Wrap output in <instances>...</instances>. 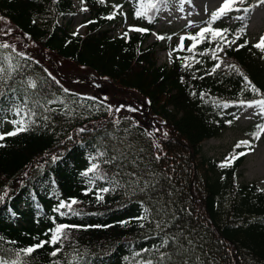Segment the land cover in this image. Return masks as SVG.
I'll return each instance as SVG.
<instances>
[{
  "label": "trees",
  "instance_id": "obj_1",
  "mask_svg": "<svg viewBox=\"0 0 264 264\" xmlns=\"http://www.w3.org/2000/svg\"><path fill=\"white\" fill-rule=\"evenodd\" d=\"M128 1L132 17L139 20L134 16L133 0ZM84 2L91 14L85 22L84 36L74 35L70 27L59 24L74 13L69 0H0V17L43 50L92 70L118 89L140 95L148 102V116L153 120L149 124L151 129L168 123L175 138L161 139L166 148L160 154L151 136L146 134L148 131L127 115L116 116L109 111L106 100L64 92V87L49 76L43 64L30 57H16L11 48L0 49V57L11 54L13 63L18 60L21 65L12 80L0 85V91L6 93L0 98V121L21 118L11 110L14 104L36 112V123L30 131L0 140L3 145L0 146V196H4L0 201V237L3 238L0 248L22 249L48 240L50 233H45L55 226V218L56 223L81 227L70 230L62 253L52 257L53 248L45 244L31 256L23 257L26 264H53L56 260L66 264L76 254L83 257L84 264H137L142 258L158 255L146 252L136 256V253L158 245L160 239L154 224L134 218L143 214L144 206L152 207L159 202L167 206L164 217L169 222L167 231L180 236L185 247H189L185 238L193 241L186 254L188 264H264V189L239 183L240 168L247 155L228 168L219 166L225 158L214 160L203 155L205 141L235 126L237 110L226 116L227 106L238 107L241 100L251 102L262 98L246 90L243 77L230 66L239 68L264 93V53L253 47L248 32L251 9L260 0H246L244 8L249 11H243L244 19L233 18L235 27L227 26L222 19L213 25L229 29V39L237 34L240 39L217 53L223 63L212 74L209 73L219 61L211 58L209 50L215 44L207 41L198 43L189 52L187 48L193 42L187 39L184 50L174 51L177 46L173 47L170 65H159L157 46H147V42L157 17L168 5L161 6L151 23L141 18L147 19L148 32H126V37H114L111 27L118 22L120 14L106 19L115 11L114 5H109V0ZM206 21L201 24L203 27L207 26ZM196 33L189 32L187 36ZM245 41L247 46L237 51L238 45ZM29 79L37 82L36 89L28 87ZM11 88H15V93ZM36 100L43 107L36 106ZM48 100L57 102L47 104ZM43 116L49 119L44 120ZM13 128L12 124L8 132ZM81 128L86 131L80 132ZM121 150L127 159L121 158L115 164L103 163L112 155L119 156ZM100 151H106L108 156L92 161L90 157ZM241 151L248 150L236 149L237 153ZM157 153L167 159L163 166L157 165L154 158ZM193 155L198 157L204 173L197 170ZM53 156L58 159L53 161ZM93 162L100 163L109 176L119 170L120 175L115 179L124 185L105 194L102 202H97L92 193L84 194L89 187L88 177L81 173ZM174 165L183 169L180 170L185 175L183 182L179 179L173 182L162 173L164 167ZM133 171L138 175L143 173L144 179L149 178V172H155L159 183L145 195L127 186L125 173ZM195 175L201 184L199 194L192 186ZM95 184L97 188L113 186L102 180ZM168 196L181 199L171 202ZM70 198L82 201L74 205L81 215L59 216L55 207L60 200ZM121 221L130 223L121 224ZM0 255L12 258L3 252Z\"/></svg>",
  "mask_w": 264,
  "mask_h": 264
},
{
  "label": "rangeland",
  "instance_id": "obj_2",
  "mask_svg": "<svg viewBox=\"0 0 264 264\" xmlns=\"http://www.w3.org/2000/svg\"><path fill=\"white\" fill-rule=\"evenodd\" d=\"M69 1L72 4V10L74 13L61 19L59 24L66 25L70 27L73 32L84 36L85 22L91 14L85 5V2L82 3L81 0ZM117 3L122 4L123 7L121 12L127 14V19L121 15L119 21L111 27L112 36L120 37L126 32L141 33L130 31L129 29L130 26L144 28L142 27L145 25L144 21L137 23L133 20L130 14V6L126 0H109V5L113 6ZM221 4L222 0H191L190 3L183 4V11H181L180 0H169V9L160 15L158 23L152 30L147 42V46H157L156 56L159 65H170V50L172 49L173 44L176 46L180 44L179 36L185 32L184 28H187L188 31L200 30L201 22L207 20L210 17L211 12L216 10ZM244 4L245 3L237 4L236 7L240 8L241 11L229 13V16L234 17V15H238L237 17H241L240 12H242ZM206 8L207 11H205ZM82 9L87 10L82 11ZM251 12V21L248 28L249 40L252 44H256L261 37H264V3L254 7ZM189 22H191L192 26H189ZM222 22L232 28L236 25L234 19L225 18L222 19ZM82 25L83 27H81ZM0 29H12L10 35H4L3 32H0V43L7 42L10 45L15 46L16 52H22L25 56L33 58L43 64L48 73H51V76L55 77L64 88L88 98H100L101 100H106L111 106V112L116 116L120 114L127 115V117L134 123L136 122L148 132H152L154 134L151 136L153 144L156 151L160 154H163V152H165L164 149L166 148L164 144L162 145L161 139L164 141L166 139L173 140L175 138V133L171 130L168 123H165L166 125L164 127L156 126V129H160L159 132L155 131L156 129L154 127L151 129V125L149 124L153 123V120L148 116V102L137 93L131 94L128 90L118 89L111 83V81L98 77L92 70L77 66L73 61L63 59L48 49L43 50L40 46H37L35 43H31L29 39H26L11 22L0 20ZM157 34L171 37V39L160 40L157 38ZM185 45L186 41L183 42V46ZM121 106L124 107L121 108ZM117 108H120L121 110L116 111ZM129 108L137 109V111H129ZM234 111L235 108L229 106L226 108L225 113L226 115H229ZM256 112L257 109L255 108L240 106L235 126L226 130L219 137L205 141L203 143V155L206 158L222 160L233 152L234 146L238 141H251L254 150L247 154L244 164L240 168L239 183L241 185L255 184L259 188L264 189V135H262L259 140H255L251 135L257 130L256 126L258 124L264 125V116L257 115ZM160 124L162 125V121H160ZM11 127L12 123L9 120L0 121V133H7ZM165 131L167 132V137L163 135V132ZM156 143H159V148L156 147ZM170 146L173 145L171 144ZM175 157L178 160L179 157ZM193 159L195 165L197 164V170L204 173V169H202L198 157L193 155ZM166 163L167 159L165 157L163 158V155L161 156V159L157 161L158 166H163V164ZM178 164H181L180 160ZM181 169V167H176L175 165L171 167L166 166L162 170V173L167 176V179L172 180L173 182L176 179L183 182L185 175L182 173L183 171L180 172ZM203 175L205 176V174ZM192 186H195L196 192L199 194L201 184L199 183V180H196V175L192 178ZM175 197L173 198V196H171L169 198L170 201L172 202L173 199L174 201H177L180 196ZM195 204L198 206L196 202Z\"/></svg>",
  "mask_w": 264,
  "mask_h": 264
},
{
  "label": "snow or ice",
  "instance_id": "obj_3",
  "mask_svg": "<svg viewBox=\"0 0 264 264\" xmlns=\"http://www.w3.org/2000/svg\"><path fill=\"white\" fill-rule=\"evenodd\" d=\"M82 3H84V0H81ZM100 3H104L105 0H99ZM135 11L134 16L136 18H147L149 23L153 21L154 16L160 11L161 6H167L169 3V0H148L147 3H145V0H133ZM191 0H180V10L183 11V4L184 3H190ZM246 0H222V4L213 12H211L209 19L205 22L207 26L201 27L199 32L190 35V36H182L180 37V44L177 46V49L174 51H180L184 50L183 42L185 39L191 40L193 43L187 48V51L193 52V50L197 47L198 43H203L205 41L209 43H214L215 48L210 49L211 52V58L213 60L219 61L214 65V67L211 70L212 74L216 71V69L221 67V64L223 63L222 59L217 55L218 52H223L225 47H231L233 44H236L237 40L240 39V35L237 34L235 38L229 39V29L227 28H214L213 25L216 23V21L221 19H244V17H230L229 13L241 11L240 8L236 7L237 4H243ZM260 3H264V0H260ZM122 5H114L113 8L115 11L112 15L106 17V19H114L117 12H119L120 15L124 16L125 19H127V14L120 12L119 10L122 8ZM87 9H82V11H86ZM207 11V8L205 9ZM243 11L247 12L249 11L248 8H244ZM151 13V14H149ZM3 17H0V20H3ZM35 23V21H33ZM89 23H93V21H89ZM189 26H192L191 22H189ZM83 27V25L81 26ZM130 31H137L141 33L148 32V29L145 28H139V27H133L130 26ZM243 31V30H241ZM0 32H3L4 35H10L12 32V29L3 30L0 29ZM78 33H74V35H77ZM124 36H127V33L124 34ZM157 38L160 40L164 39H171V37H165L162 35L157 34ZM247 41H245L242 44H239L237 47V51L240 48L247 46ZM256 49L260 50L261 53H264V37H261L260 40L253 45ZM11 48L13 52H15L16 57L22 58V59H29V57H25V54L22 52H16L15 46L10 45L7 42L0 43V49H9ZM204 53H201L203 55ZM172 53H169V56L171 57ZM264 58V56H262ZM188 59V58H184ZM14 57L9 54L7 56L0 57V85L7 84L8 81L13 79V73L19 72L21 65L19 61L17 60L16 63H13ZM199 63L200 61H196ZM190 65L184 64V67H189ZM231 68L235 69V71L241 75L245 81V89L250 90L252 93H254L257 96H261V99L254 100L251 102L247 101H240V105L247 107V108H255L257 109L256 114L264 116V93H261V90L257 88L252 81L244 75L243 72L240 71L239 68H236L235 65L230 66ZM49 76H51V73H49ZM203 78V77H201ZM53 80H55V77H52ZM59 83V81H56ZM28 87L31 89H36L38 87V84L35 80L29 79L27 82ZM11 91L15 93V88H11ZM64 92H68L69 90L67 88L63 89ZM195 95V93H193ZM6 96V93L4 91H0V98H4ZM94 99V98H90ZM56 100H48L46 101L47 104H53L56 103ZM62 103V101H60ZM35 105L38 107H43L41 105L39 100L34 101ZM227 106V105H225ZM124 106H121V108ZM15 116L21 117L20 119H14L11 121L14 128L12 131L7 133H0V140H4L5 137H12L16 136L23 132H28L31 130L32 126L35 125L36 120V112L32 109H28L25 111L24 107H20L18 105H13L11 109ZM120 108H117L116 111H120ZM129 111H137V109L129 108ZM2 111V109H0ZM44 111H54V109L51 108H44ZM109 111H111V106H109ZM44 120H48V116H43ZM116 123H119V120L116 121ZM229 124H231V121H228ZM257 130L253 132L251 135L255 140H259L262 135H264V125H257ZM80 132L86 131L85 128L79 129ZM155 131L159 132L160 129H156ZM148 136H153L154 134L152 132L146 133ZM163 135L167 137V132H163ZM3 146V145H0ZM156 147L159 148V143H156ZM246 148L248 151H241L239 153L236 152V149L239 148ZM252 142L249 140H242L238 141L237 144L234 146L233 153H230L229 156L225 157V160L220 163L221 168H228L232 167L234 162L239 159L241 156L247 155L248 152L253 151ZM116 151L115 149L113 150ZM166 155V154H165ZM108 154L106 151H100L98 152L97 156L90 157L92 161H96L98 158L107 157ZM121 158L127 159L126 154L121 150L119 153V156L112 155L108 157L107 159L103 160V163L105 164H115L118 160ZM155 160L159 161L161 159V155L157 153L155 155ZM58 159V157L53 156L52 160L55 161ZM133 164H135V161H132ZM91 174V175H90ZM82 176L88 177V185L89 187L84 190V194L88 195L89 193L94 194L95 199L97 202L104 201L105 194H108L112 191H115L117 187H122L124 185H121L120 181L115 179L116 176L120 175L119 170L113 175L109 176L106 172H104L101 169L100 163L93 162L91 163V166L86 169L83 173H81ZM125 175L128 177L127 180V186L132 188H137L140 192L147 195L149 191L154 190L156 184L159 183V181L156 179V173L155 172H149L148 179H144V174H137L135 171L130 173H125ZM97 180L106 181L107 183L113 185L112 187H96L95 182ZM264 191V190H262ZM7 195V193H5ZM4 196H0V201H3ZM149 199H151L149 197ZM82 201L77 200L76 198H70L69 200H60V202L55 207L54 211L59 214L61 217H67V216H79L81 215V211L78 208H75L74 205L80 204ZM167 214V206L163 204H159L157 202L156 205H153L152 207L144 206L143 207V214L139 217H136L134 219L138 221H148L150 224H154L156 235L160 239V243L158 245H153L151 249L144 248L141 250V252H137L136 256H142V253L146 252H155L158 255L153 258L152 256H149L147 258H142L141 260L137 261V264H188V259L186 254L189 252L191 246L193 245L192 240L186 239V242L189 247H185L183 243L180 242V236L176 234L169 233L167 231L169 227V222L164 219L165 215ZM151 217V219H150ZM175 218V217H173ZM54 227L48 230V233H45V235H49V239L45 241H40L38 244L28 246L26 248L22 249H2L0 248V252L11 254L12 258L8 259L5 258L4 255H0V264H26V261L23 259V257L31 256L32 253H34L37 249L43 248L45 244L50 245L53 248V251L50 253L52 257H56L58 254L62 253L63 251V244L65 241L69 239L70 236V230L71 229H79L81 226L79 225H69V224H62V223H56L55 218H53ZM121 224H128L130 221H121ZM141 227H144V224L140 225ZM0 239H3L0 237ZM9 243H15L14 241H9ZM60 245V247H56V245ZM171 249V250H169ZM175 257V259H174ZM53 264H60L59 260L53 261ZM66 264H84L83 257L79 254H76L73 256L72 260L67 261Z\"/></svg>",
  "mask_w": 264,
  "mask_h": 264
},
{
  "label": "bare ground",
  "instance_id": "obj_4",
  "mask_svg": "<svg viewBox=\"0 0 264 264\" xmlns=\"http://www.w3.org/2000/svg\"><path fill=\"white\" fill-rule=\"evenodd\" d=\"M162 19H163V16H162Z\"/></svg>",
  "mask_w": 264,
  "mask_h": 264
}]
</instances>
